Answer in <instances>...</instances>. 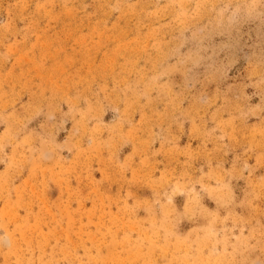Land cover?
<instances>
[{
	"label": "rangeland",
	"instance_id": "1",
	"mask_svg": "<svg viewBox=\"0 0 264 264\" xmlns=\"http://www.w3.org/2000/svg\"><path fill=\"white\" fill-rule=\"evenodd\" d=\"M0 264H264V0H0Z\"/></svg>",
	"mask_w": 264,
	"mask_h": 264
}]
</instances>
